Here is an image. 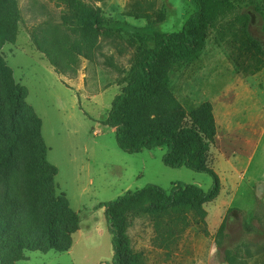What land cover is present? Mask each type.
<instances>
[{
    "label": "rangeland",
    "instance_id": "obj_1",
    "mask_svg": "<svg viewBox=\"0 0 264 264\" xmlns=\"http://www.w3.org/2000/svg\"><path fill=\"white\" fill-rule=\"evenodd\" d=\"M86 1L105 18L171 34L179 33L195 10L191 0ZM17 7L21 19L13 41L0 20L4 80L22 96L21 125L13 137L17 163L25 176L35 174L44 158L52 164L55 195L67 200L77 217L68 219L65 211L47 223L41 207L46 189L35 175L28 185L17 173L10 185L20 217L31 221L28 235L35 240L52 229L59 237L52 244L70 240V247L26 248L5 264L111 263V234L100 202L148 183L166 191L175 182L207 189L212 175L165 165L164 146L123 151L114 128L104 124L112 99L153 40L96 30L89 34L91 46L81 31L69 27L80 21L66 0H17ZM204 9L207 30L200 47L187 58L163 62L162 73L186 113L211 102L217 130L207 164L218 174L220 189L200 206L156 210L138 203L122 209V264H264V53L253 43L264 49V0H205ZM36 37L57 55L64 72L38 49ZM243 123H249L247 140L235 134V125Z\"/></svg>",
    "mask_w": 264,
    "mask_h": 264
},
{
    "label": "trees",
    "instance_id": "obj_2",
    "mask_svg": "<svg viewBox=\"0 0 264 264\" xmlns=\"http://www.w3.org/2000/svg\"><path fill=\"white\" fill-rule=\"evenodd\" d=\"M102 1V0H98ZM195 10L189 15L179 33L149 32L148 26H138L127 21L105 18L97 7L86 0H66L70 13L80 21L79 26H69L75 33L81 31L85 42L93 45L89 34L96 30H118L128 33L142 42L153 40L155 45L135 65L133 73L111 101L104 124L114 128L115 141L126 152H138L142 148L166 147L162 161L169 167H186L205 171L212 175L213 182L207 189L194 183L175 182L166 191L155 184H146L134 191L118 196L116 199L100 202L104 207L108 231L111 234L113 256L111 263L122 264L123 235L118 214L124 208L136 204L149 203L156 209L176 207L181 203L200 206L214 199L220 189L218 174L207 164L208 153L216 135L217 125L213 106L204 100L188 113L172 94L163 79L162 63L169 60L184 59L191 56L201 45L207 30L205 0H191ZM17 0H0V20L12 32L8 41L14 40L17 23L20 20ZM38 49L43 52L53 65L64 72L60 60L38 37L35 38ZM255 48L264 53L260 44L253 40ZM80 49L84 48L79 43ZM80 55H88L85 50ZM3 72V73H2ZM7 69L0 62V263L17 260L24 249L46 250L54 248L64 251L67 244L54 246L59 237L48 229L34 240L29 232L31 221L20 217L18 196L10 183L17 173L21 179L31 185L35 175L39 186L46 189L42 197V213L47 223L61 216L65 211L68 219L76 215L69 208L67 200L56 196L54 174L56 168L44 158L36 173L26 174L18 165L20 160L14 150V136L17 126L21 125L18 107L22 98L9 80H4ZM26 95V93H25ZM135 123V126H133ZM39 141V136L37 137ZM39 149L41 143L38 142ZM38 156L41 154L37 153ZM78 225V222H76ZM33 225V224H32ZM32 227V226H31ZM25 232H27L25 234ZM34 245H30L32 241Z\"/></svg>",
    "mask_w": 264,
    "mask_h": 264
},
{
    "label": "bare ground",
    "instance_id": "obj_3",
    "mask_svg": "<svg viewBox=\"0 0 264 264\" xmlns=\"http://www.w3.org/2000/svg\"><path fill=\"white\" fill-rule=\"evenodd\" d=\"M248 125H249V123H243V125L237 124L234 127L235 134L238 133L239 136L242 137V140H247V137L245 135V131H246ZM251 136L253 137V133L252 132H251ZM240 143H242V141Z\"/></svg>",
    "mask_w": 264,
    "mask_h": 264
}]
</instances>
